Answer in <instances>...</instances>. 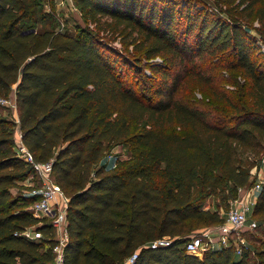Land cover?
Masks as SVG:
<instances>
[{"label": "trees", "instance_id": "1", "mask_svg": "<svg viewBox=\"0 0 264 264\" xmlns=\"http://www.w3.org/2000/svg\"><path fill=\"white\" fill-rule=\"evenodd\" d=\"M211 1L227 19L161 0H73L85 23L129 36L142 59L165 57L148 65L159 83L147 97L125 81L126 58L98 33L60 30L41 0H0V99L14 87L22 143L36 161H53L52 178L69 197L63 264H126L134 253L131 264H264V240L240 256L234 247L201 258L183 249L194 225L221 221L204 202L235 198L264 159V58L253 57L257 42L241 18H230L244 5L264 42L263 0ZM196 51L222 53L227 68L242 70L238 99L217 97L230 111L175 97ZM8 126L0 118V264H50L51 229L30 210L39 196L11 192L32 171ZM118 145L134 153L107 162ZM257 216L264 236V183L250 219ZM34 225L44 239L20 234ZM162 238L173 240L150 247Z\"/></svg>", "mask_w": 264, "mask_h": 264}, {"label": "rangeland", "instance_id": "2", "mask_svg": "<svg viewBox=\"0 0 264 264\" xmlns=\"http://www.w3.org/2000/svg\"><path fill=\"white\" fill-rule=\"evenodd\" d=\"M44 6L43 16H52L58 21V27L60 30H65L71 33H75L78 29H87L93 33H98L112 49L116 50L120 55L125 57V62H122L124 73L129 71V74L125 76V81L134 85L136 90L147 97L151 96L159 83V76L153 73L148 65L151 64H166V59L163 56H157L150 60L142 59L141 53H136L134 45L131 44L129 36L123 38L118 33H113L112 29H105L104 27L98 29L94 24H87L83 21L79 9L73 2V0H41ZM238 3V1L236 2ZM235 3V4H236ZM264 3V0H263ZM161 4H171V6L183 9L190 7L193 10H198L209 16L219 17L222 15L224 19H227L225 14H220L219 10L213 5L211 0H161ZM260 6V5H259ZM244 5L235 9L230 8L232 16L230 18H241V23L250 31L256 39L258 51L253 54L256 59L264 58V42L260 39V35L257 29L260 28L258 17L252 13V16L248 17L249 11H243ZM226 6L222 7L225 10ZM46 15V16H45ZM111 22L109 18H103L101 22ZM46 24L38 26L39 29L47 28ZM134 35V34H133ZM130 43V44H129ZM222 53L210 54L207 52L197 53L193 52L191 58L186 62V68L179 80L177 92L175 97L182 98L190 104H200V106L216 108L220 110L230 111L229 108L224 106L223 101L217 99L226 95L232 100H237L238 97L245 91V78L242 75V70H230L225 66L224 57ZM137 59V62L134 60ZM121 61V60H120ZM9 100L14 102V87L9 96ZM0 118L8 123V127L14 130V147L16 146L17 138V110L10 105H1ZM134 153L132 146L118 145L112 147L105 156L106 161L109 163L113 161H126L129 160ZM264 160V159H263ZM263 160L259 167L253 169V181H259L264 176ZM119 166V165H118ZM30 167V166H28ZM115 167V164L113 165ZM28 169V168H26ZM261 169V171H259ZM29 173L24 180L18 183L17 187L12 188L11 192L14 195L18 193L27 194L31 190H39L41 184L36 177L33 170L28 169ZM238 194V192H237ZM232 200L230 198L226 204H220L217 198H210L204 202V208L212 212L217 211L220 216V222L211 225H194L191 232L186 233V237L198 233L200 230L208 227H218L224 222L225 213L229 207V203ZM36 218V217H35ZM43 222L47 219L37 218ZM258 227L253 230L244 231L241 237L246 241L251 249H259L260 243L264 240L263 230L261 224V218L256 217ZM41 223V222H40ZM251 259H256L251 255Z\"/></svg>", "mask_w": 264, "mask_h": 264}, {"label": "built area", "instance_id": "3", "mask_svg": "<svg viewBox=\"0 0 264 264\" xmlns=\"http://www.w3.org/2000/svg\"><path fill=\"white\" fill-rule=\"evenodd\" d=\"M0 104H11L16 108L15 102L9 99H0ZM16 124H18V118ZM16 136V146L14 147L16 156L26 165L30 166L41 184L39 190H31L29 192L30 195L39 196V198L31 204L30 210L34 217L47 219H44V223L51 229L50 239L53 241V244L50 246L52 254L50 264H63L64 248L69 241L66 217L69 197L52 178L53 161H36L34 155L22 143V135L19 128ZM263 183L264 176L259 181L254 182L253 185L239 188L237 196L229 203L224 222L218 227L204 228L198 233L188 236L183 245L184 251L187 254L199 258H201L205 252L221 247H234L237 256L242 255L246 251H251L252 249L241 237V234L244 231L253 230L257 227V222L250 219V215ZM39 226L40 225H34L28 227L20 234L30 240L44 239V235L37 228ZM172 240L173 239L170 238L157 239L149 245L151 248L166 247L171 244ZM135 259L136 253L127 259L126 264H131Z\"/></svg>", "mask_w": 264, "mask_h": 264}, {"label": "crops", "instance_id": "4", "mask_svg": "<svg viewBox=\"0 0 264 264\" xmlns=\"http://www.w3.org/2000/svg\"><path fill=\"white\" fill-rule=\"evenodd\" d=\"M14 102H15V99H14ZM18 129V128H17ZM263 165H264V163H263ZM259 171H261V169L259 170ZM263 171H264V166H263ZM254 175V172H252V176Z\"/></svg>", "mask_w": 264, "mask_h": 264}]
</instances>
